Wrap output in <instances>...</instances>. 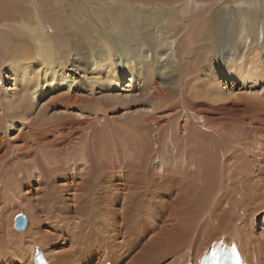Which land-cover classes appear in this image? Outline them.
Listing matches in <instances>:
<instances>
[{"label": "bare ground", "instance_id": "bare-ground-1", "mask_svg": "<svg viewBox=\"0 0 264 264\" xmlns=\"http://www.w3.org/2000/svg\"><path fill=\"white\" fill-rule=\"evenodd\" d=\"M37 1L0 0V264H264V93L226 86L264 80L263 1Z\"/></svg>", "mask_w": 264, "mask_h": 264}, {"label": "rangeland", "instance_id": "rangeland-1", "mask_svg": "<svg viewBox=\"0 0 264 264\" xmlns=\"http://www.w3.org/2000/svg\"><path fill=\"white\" fill-rule=\"evenodd\" d=\"M36 1L35 0H23L22 6H21V9L23 11L22 13L28 14V12H30V11H28L27 9L30 10L31 7H33V9H40L39 2L38 1L36 2ZM67 1L68 0H66V1L65 0L64 1L63 0H57V2L59 3L61 9H63V8L65 9V8L69 7L70 5H72V3L67 2ZM235 1L236 0H219L218 2L215 1L214 4H213V6L207 8V9H202V10H199L197 12H194L193 11L191 13V15L189 16V17H191L190 18L191 19L190 21L192 22L194 20H199V21L202 22L203 19H204V21H210L211 19H213V21H214V18H212L214 16L212 14L215 15V13H216L215 10L217 9L216 7L221 6L224 2H226L230 6H233V3H235ZM262 1H263V4H264V0H262ZM206 5L209 6V4H205V6ZM215 5H216V7H215ZM263 9H264V7H263ZM75 11H77V13H80L79 12L80 10L75 9ZM212 11H214V12H212ZM39 13H40V16H41V12H39ZM263 14H264V12H263ZM198 15L199 16L201 15V17L199 19H197L198 18L197 17ZM186 18H182V20L181 21L179 20L178 23H176V24L177 25H186ZM45 22L47 23L46 20H45ZM98 25L99 26H103V23L102 22H98ZM88 29L90 31H92L91 27H88ZM96 76H98V75H93V78H97ZM102 78H104V77H102ZM82 79H83V75H78V80L81 81ZM81 83H82V85H80L79 88L76 91L77 92H80L81 94H83V96L89 95L90 94V91H91V92H94L95 93V96L96 97L103 98L104 97L103 95H105L106 92H113L115 95H122L123 97L129 98V100L132 99V100L138 102V100H140L139 98L141 96V92H143V89H142V86L140 85V83L134 84L131 87H128V84L127 83H130V79H129L128 76L125 77L122 80V83L119 85L118 88H115L113 90L112 89H108L107 88V84H105V82H103L101 84H97L95 86H93L90 83H87L85 80L82 81ZM14 84H15V81H7V82L4 83V87H6L7 89L12 88V89L15 90ZM90 86H92L93 88L90 87ZM226 86H227V90L229 92H233L234 94L250 95V96H252L253 94H263L264 93V80L259 81L257 83H253V82H249V81L246 82V83L243 82V81H230ZM6 88H4V89H6ZM92 89H93V91H92ZM14 90L8 91L7 92L8 95L11 94ZM58 91H60V92H66V91H63V90L61 91V89H59V90H56L55 93H57ZM50 92L51 91H49V93ZM52 92H54V91H52ZM52 96H53V93H50L48 96H42L40 98L38 104L35 107L34 114L31 116L32 118L38 115L39 110L42 107V105L45 104L47 102V100L50 99ZM60 111H61L60 108L55 107V108L49 110L48 117H53V116L57 115ZM138 111L139 110H137V112ZM122 114H124L123 111L122 112H119V115H122ZM28 126H30V118H29V120L27 122H24V126H21V128L19 129V132L12 133L9 139L11 141H15L20 134L26 132ZM18 215H23V214L20 213Z\"/></svg>", "mask_w": 264, "mask_h": 264}, {"label": "water", "instance_id": "water-1", "mask_svg": "<svg viewBox=\"0 0 264 264\" xmlns=\"http://www.w3.org/2000/svg\"><path fill=\"white\" fill-rule=\"evenodd\" d=\"M27 225V220L24 217V215H19L16 220H15V227L18 230H21L23 228H25Z\"/></svg>", "mask_w": 264, "mask_h": 264}]
</instances>
